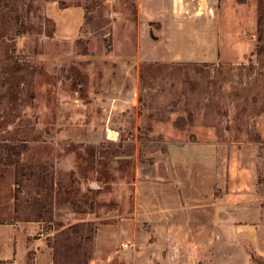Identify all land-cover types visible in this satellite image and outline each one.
Masks as SVG:
<instances>
[{"label":"rangeland","instance_id":"rangeland-1","mask_svg":"<svg viewBox=\"0 0 264 264\" xmlns=\"http://www.w3.org/2000/svg\"><path fill=\"white\" fill-rule=\"evenodd\" d=\"M257 3L0 0V158L24 167L0 161V253L54 264L59 232L93 223L81 264H195L197 220L198 258L218 264L217 202L221 229L264 232ZM133 202H183L172 238L171 223H134ZM239 236L236 263L264 264Z\"/></svg>","mask_w":264,"mask_h":264},{"label":"crops","instance_id":"crops-1","mask_svg":"<svg viewBox=\"0 0 264 264\" xmlns=\"http://www.w3.org/2000/svg\"><path fill=\"white\" fill-rule=\"evenodd\" d=\"M172 185V184H171ZM135 188L137 192V183L135 184ZM195 203V206L199 207V202H191V204ZM216 203V202H214ZM217 207L214 209L213 213H215V220L211 223L212 224V241L210 242L211 246V252H212V260L214 261L216 257L218 256L219 259L222 258V262L220 263L218 260V264H237L236 259L233 257V252L230 251V248L232 245L236 244L237 237L240 234L243 235V237H247L249 241H253L252 243H255L257 247L259 248V252L261 253L260 257L264 260V232L257 228L256 226H243L242 229H240V225L230 224L227 222L223 225V229H221V221H225V217L223 214L220 215V210L218 208V202L216 203ZM183 202H133V214H132V221L134 223L137 222H150V223H171L169 225V234L170 237L174 234L173 228L175 225L173 224V218H176L178 215H182L183 211ZM208 211V210H207ZM209 212V211H208ZM197 214H199V210L196 211ZM87 216L92 214H86ZM98 218H95V220ZM89 222H92L93 220L90 218L88 220ZM173 222V223H172ZM196 241L199 242V221L196 220ZM17 223V222H15ZM20 225L14 226L10 225L11 230L16 234H25L26 237L34 234L39 230V223L37 222H26V223H17ZM203 228H205L204 224H201ZM242 226V225H241ZM9 227V225L7 226ZM215 228V229H214ZM8 229V228H7ZM214 230V231H213ZM217 232H216V231ZM96 232V231H95ZM12 234V233H11ZM13 235V234H12ZM166 235V236H167ZM136 236V231L133 232V237ZM172 238V237H171ZM13 239L11 240V242ZM39 241V243H38ZM195 244L196 249V260L195 264H201V258H198L199 255V243ZM37 245L42 250L43 246H41L42 241L40 239L37 240ZM12 245V243H11ZM26 250V249H24ZM49 253V251H48ZM223 257H220V256ZM18 252L12 250V253L2 252L0 253V264H17L18 263ZM240 264H254L252 261L248 260L246 257V254L243 256V259L241 258Z\"/></svg>","mask_w":264,"mask_h":264},{"label":"trees","instance_id":"trees-1","mask_svg":"<svg viewBox=\"0 0 264 264\" xmlns=\"http://www.w3.org/2000/svg\"><path fill=\"white\" fill-rule=\"evenodd\" d=\"M256 37H257V49H256V62L255 65H259V70H262V76H264V4L261 0L257 3V14H256ZM258 114H264V104H261L260 108L257 109ZM7 158H0L1 162H9L16 167V169H22L23 166L19 165V162L13 163V156L6 155ZM18 156V155H17ZM42 170L41 166H39ZM24 173L25 170H24ZM28 173V172H27ZM30 173V172H29ZM36 173H32L35 175ZM17 175V174H16ZM29 175V174H28ZM36 176V175H35ZM41 177V176H40ZM20 180L17 175L15 185L19 190ZM17 190V192H18ZM44 206V205H43ZM18 209L15 208L17 214ZM95 226L93 223H77L66 230L59 232L55 237L53 244L49 247L53 251L54 264H59L58 261L62 256L67 260L69 256H77L76 264H81L86 261L88 255L87 252L90 249L89 244L92 242V235L95 233ZM59 236V237H58ZM58 237V238H57ZM86 248V251L83 249ZM67 264H71V261Z\"/></svg>","mask_w":264,"mask_h":264},{"label":"built area","instance_id":"built-area-1","mask_svg":"<svg viewBox=\"0 0 264 264\" xmlns=\"http://www.w3.org/2000/svg\"><path fill=\"white\" fill-rule=\"evenodd\" d=\"M122 246H123V248H127V247H128V245H127V244H123Z\"/></svg>","mask_w":264,"mask_h":264}]
</instances>
